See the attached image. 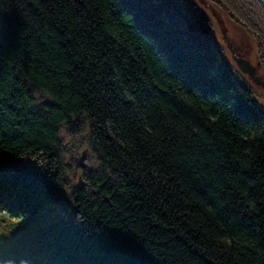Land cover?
<instances>
[{
    "label": "trees",
    "instance_id": "16d2710c",
    "mask_svg": "<svg viewBox=\"0 0 264 264\" xmlns=\"http://www.w3.org/2000/svg\"><path fill=\"white\" fill-rule=\"evenodd\" d=\"M181 7L0 0V264H264V118ZM84 122L94 195L61 154ZM65 187L77 216L48 224Z\"/></svg>",
    "mask_w": 264,
    "mask_h": 264
},
{
    "label": "rangeland",
    "instance_id": "374dc122",
    "mask_svg": "<svg viewBox=\"0 0 264 264\" xmlns=\"http://www.w3.org/2000/svg\"><path fill=\"white\" fill-rule=\"evenodd\" d=\"M179 2L182 7L180 8L181 11L184 9L190 10L192 8V12H194L198 21L201 24H205L203 19H207L208 23L205 24L207 30L200 26V38L206 40L210 47L214 49L217 53L216 56L220 57L221 59L218 60L217 66H224L228 67L233 74V79L238 78V81L235 83L242 89L248 91L252 98L256 99V102L261 109L262 113L264 112V64L262 63L261 53L264 55V41L261 42L260 38L262 39V34L258 33L256 28L261 30L264 29V26H261L262 23L257 21L253 18V21L245 20L247 26L244 27L242 25L241 20L237 21L233 18L232 14H229L228 7H231L235 10L232 6L231 2H236L239 7L245 8V4L242 0H224V5L221 1H212V0H174ZM231 1V2H230ZM169 2V1H168ZM252 3L260 7L264 11V2L261 0H252ZM169 5V4H168ZM168 7V6H167ZM176 7V5H175ZM225 9V10H223ZM191 11V10H190ZM236 11V10H235ZM238 12V11H236ZM240 14V13H239ZM240 16V15H239ZM242 17V16H241ZM196 20V21H197ZM261 23V24H260ZM260 24V25H259ZM261 28H260V27ZM248 29H250L248 31ZM225 50V51H223ZM226 54H225V53ZM243 83L244 85H241ZM38 97L37 103L39 105L45 104L46 102L42 100V94L37 91H34V99ZM68 129L63 130V133ZM89 124L88 127L85 125L83 128L78 130L76 133H72L77 137L72 136L71 138L68 137L67 141L71 143V145L75 146L74 150L81 152L88 151L86 153L87 157L89 158V166L88 171L83 172L79 171L73 175V185L70 187H74L77 190V186L79 185L81 175L84 173L89 174V171L96 170V164L92 162L93 155L89 153V144L88 142L91 140V134L89 135ZM61 133V134H63ZM81 133V134H80ZM63 134V135H64ZM74 140V141H73ZM67 146V144H66ZM75 153V152H74ZM66 156V161L73 164L75 160H73L68 155ZM72 159V160H71ZM80 162H78L79 164ZM88 164V163H87ZM76 168V167H75ZM77 169V168H76ZM88 177V175L84 176L81 180ZM70 185V184H69ZM65 187L66 194L68 195L70 192L72 194V188ZM63 203V201H60ZM69 208L70 217L73 218V209L72 205L66 203ZM59 206H64L59 204ZM66 206V207H67ZM65 207V206H64ZM63 219H70L69 216L66 214ZM75 219V216H74ZM54 221H59V219L51 218L48 224L53 223ZM47 225V224H46ZM42 225V226H46Z\"/></svg>",
    "mask_w": 264,
    "mask_h": 264
},
{
    "label": "bare ground",
    "instance_id": "6f19581e",
    "mask_svg": "<svg viewBox=\"0 0 264 264\" xmlns=\"http://www.w3.org/2000/svg\"><path fill=\"white\" fill-rule=\"evenodd\" d=\"M223 10H225V9H223ZM228 10H230L229 11V14H232L233 16V18H235L237 21H240L241 20V22H242V25L244 26V27H246L247 26V23H246V21H245V19L243 18V17H241V15L240 14H238V12H236L234 9H232L231 7H228ZM240 15V16H239ZM205 20H207V19H203V21H204V23L205 24H207L208 22L207 21H205ZM200 22V21H199ZM205 24H201L200 23V26H201V28L203 27L204 28V30H207L206 29V27H205ZM209 24V23H208ZM250 29H248V31H249ZM223 51H225V50H223ZM226 52V51H225ZM224 52V53H225ZM226 54V53H225ZM234 83H235V81H238L239 82V79L236 77V78H234ZM241 85H244L243 83H241ZM44 99V101L46 102V104H47V102H48V98L46 97V96H43L42 97V100ZM39 99H38V97L36 98V102L38 101ZM256 102V99L255 98H252L251 97V101H250V103H251V106H253L254 107V109L258 112V114H260V115H262L263 116V118H264V112L262 113V111H261V109L259 108V106H258V104L257 103H255ZM73 122V121H72ZM85 125V122L83 123V126ZM63 127H65V128H67L68 130H69V128L70 127H72V128H70V129H72L71 131H70V135H72L73 137H74V139H75V137H77L76 135H74V134H72V133H76L78 130H79V128H81L82 127V125L81 124H79V123H77V124H75V125H64ZM83 128V127H82ZM61 133H63V131H61ZM81 134V133H80ZM61 136L62 137H64V141H62V146H61V154L62 155H68L69 157H71L73 160H75L74 161V163L73 164H71L72 165V167H73V169H72V172L73 173H77V172H79L80 170L81 171H83V172H86L87 173V171H88V167H90L89 166V158L87 157V154L88 153H86V152H88V151H84V153H83V151H81V152H78V151H76V150H74L76 147L75 146H73V145H71V143H69L68 141H67V139H68V137L67 136H64L63 134H61ZM71 136V137H72ZM74 141V140H73ZM66 144H67V146H66ZM88 144H89V147H88V149H89V153H93L94 151H93V149L91 148V142H88ZM75 152V153H74ZM93 155V154H92ZM96 154L94 153V156H95ZM95 159H97L96 157H94ZM65 159H66V156H65ZM71 159V160H72ZM63 161H64V157H63V159H62ZM99 160V159H98ZM18 161H20V162H22L20 165H19V167H15V170L18 172V173H21V171L22 170H25L26 169V167L27 166H35V164L34 163H31L30 162V160H29V158H28V156H24L23 158H21V159H19ZM9 161L8 160H5V161H2L1 163L3 164V165H9V163H8ZM66 162V161H65ZM78 162H81L85 167H79V168H77L78 167V165H77V163ZM88 163V164H87ZM66 164H68L67 162H66ZM60 167V166H59ZM77 169H76V168ZM62 170H64V173H63V175H62V177H64V178H66L67 177V179H66V181L67 182H69V181H71V179L69 178L70 177V174H69V170H70V168L68 167V166H66L65 165V163H64V165H63V167H62ZM79 170V171H78ZM95 171V170H94ZM94 171H89V174H82L81 175V178H80V182H79V185L77 186V191H79V192H84V193H89L90 195H94L95 194V192H93L90 188H89V182H88V177H85L84 179H83V182H81V180H82V178L84 177V176H86V175H92L93 173L92 172H94ZM43 176V175H42ZM47 176V175H46ZM45 177V176H44ZM6 181H3V183H1L2 184V186H3V188L4 187H6V183H5ZM62 194V192L60 191L59 192V196ZM73 198H75V196L73 197L72 195H71V192L67 195L66 194V192H65V194L64 195H62V196H60V197H57L56 198V201H57V203H59V204H62V205H64V206H59L58 208H59V210H57V215H58V219L60 220V221H62V219L65 217V215L67 214L68 216H69V218L71 219V220H74V216L76 215L77 216V213H76V211L74 210V212H73V218H71L70 217V214H68V213H70V211H69V208H68V206L66 205V203H69V204H71L72 205V207H73V209H74V204H73V202H74V200H73ZM60 201H63V203H60ZM67 206V207H66ZM57 207V206H56ZM55 207L54 206H52V207H50V208H48V209H46V213H51V211L54 209ZM0 221H2V218L0 217ZM44 225H45V223H44ZM33 228H36L35 226L33 227ZM37 257H39L40 259H42V260H49V259H51V257L50 256H48V257H45L44 255H43V253L42 252H37ZM25 263H27L26 261H25Z\"/></svg>",
    "mask_w": 264,
    "mask_h": 264
},
{
    "label": "water",
    "instance_id": "95a60500",
    "mask_svg": "<svg viewBox=\"0 0 264 264\" xmlns=\"http://www.w3.org/2000/svg\"><path fill=\"white\" fill-rule=\"evenodd\" d=\"M261 1H263L264 2V0H261ZM77 165H78V167L77 168H79V167H85L81 162L78 164L77 163Z\"/></svg>",
    "mask_w": 264,
    "mask_h": 264
}]
</instances>
